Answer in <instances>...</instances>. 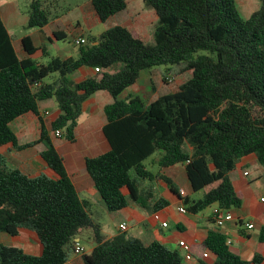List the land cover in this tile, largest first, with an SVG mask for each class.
I'll use <instances>...</instances> for the list:
<instances>
[{"label":"trees","instance_id":"16d2710c","mask_svg":"<svg viewBox=\"0 0 264 264\" xmlns=\"http://www.w3.org/2000/svg\"><path fill=\"white\" fill-rule=\"evenodd\" d=\"M45 1H30L27 28L48 23L51 10ZM258 1V8L243 18L236 0H143L157 17L152 43L114 25L76 44V57H51L46 63L29 56L37 50L29 36L21 39L28 56L19 58L0 17V146L11 143L20 149L42 142L41 157L57 175L29 176L6 166L0 155V232L15 236L26 228L41 244L38 255L0 244V264H66L74 239L84 231L94 244L82 253L84 264L183 263L178 250L157 241L145 246L137 238H106L101 211L79 196L67 173L49 131L59 130L72 141L83 103L101 90L113 99L104 107L103 133L110 147L87 157L85 168L108 211L125 207L128 200L147 211L165 205L158 199L150 206L152 194L141 188L158 176L179 195L169 179L143 164L153 154L159 168L183 165L192 191H202L197 199L182 196L187 211L197 213L212 204L228 211L241 206L230 172L250 154L264 171V0ZM90 2L102 22L127 6L126 0ZM161 65L170 66L162 71L165 82L170 74L190 71L191 76L148 104L137 95L119 98L143 72ZM79 68L95 74L75 82L71 74ZM48 76L52 79L45 82ZM48 99L59 110L49 129L38 110ZM29 111L39 118V138L18 146L10 122ZM259 239L264 241V229ZM203 245L216 255L215 264L255 262L232 253L219 230H209Z\"/></svg>","mask_w":264,"mask_h":264},{"label":"crops","instance_id":"0c3cea01","mask_svg":"<svg viewBox=\"0 0 264 264\" xmlns=\"http://www.w3.org/2000/svg\"><path fill=\"white\" fill-rule=\"evenodd\" d=\"M126 2L128 6V1L126 0ZM127 6L120 11L125 13L118 12L103 22L107 24L106 29L114 25H121L144 38L142 31L157 20L156 15L152 11L141 12V8L138 11L134 8L128 11ZM57 7H59L58 4H56ZM83 7L84 10L82 9L81 14L78 13L75 18L60 14L57 9L52 8L50 9V19L46 25L41 28H27V12L23 14L7 0H0V17L11 37L16 55L19 58L28 56L22 48L21 39L24 36H29L33 45L37 47V50L29 56L39 62L46 63L51 57L64 59L77 56L75 39L87 37L83 32L79 17L84 18V25L89 30L98 22H102L96 15L90 0ZM56 35L59 37L65 35V37L59 39ZM148 73L152 94L145 102L146 104L157 98L160 93L173 92L179 87L177 84L175 88L167 89L166 86L169 83L163 80L161 69L153 68ZM93 74L95 71L92 68H79L71 74V78L73 81L79 82ZM138 82L127 87L120 95V99H125L127 95L139 96L141 87ZM112 101L110 94L103 90L95 92L86 99L82 105V112L78 118L75 137L72 141L63 137L56 139L52 136V131H49L79 196L92 200L97 209L100 207L103 233L106 238H112L124 232L128 233L127 239L137 238L145 246L157 241L169 249L178 250L180 254L182 253V257L184 252L178 246V242L185 241L190 246L193 258L189 261L183 258L182 264H215L216 255L204 249L203 240L209 230H219L226 236L228 248L232 253L248 261L254 258L255 262L251 264H264V241L259 239L261 230L264 229V201H261V198L264 197V171L254 154L242 157L230 172V179L242 199V204L239 208L229 210L233 220L226 221L223 226L218 227L211 217L213 209L218 206L217 204L208 206L207 211H205L207 208H204L197 213L178 211V206L183 205L181 199L183 195L194 199L202 196V191H192L181 164L167 168L158 167L154 172L169 179L175 186L172 188H176L179 195L173 192L171 186L159 176L151 181L142 182V190L152 194L148 204L152 206L158 199H163L167 201L165 205L156 210L147 211L128 200L127 205L117 211L106 209L92 178L86 171L85 159L98 156L110 147L103 133V126L106 124L104 107ZM54 108H57V104L53 99L42 101L38 105L40 115L48 129L51 121L59 113L58 108L56 112H54ZM10 128L16 135L18 146L37 141L39 138L40 122L38 116L33 112L29 111L15 118L10 122ZM44 149L45 146L42 142L20 149L11 143H6L0 146V155L6 166L17 168L24 174L29 176L43 174L56 179L55 172L48 168L41 157V152ZM154 158L155 154H153V161ZM122 192L128 197L127 189H122ZM155 213H158L159 220L154 218ZM107 216H110L116 223V233L114 234L104 231ZM118 220L119 222H117ZM162 221L167 222V226H162ZM123 223L126 225L125 229H120ZM246 223H252L253 227L246 228ZM87 232V238L90 239V233ZM0 244L20 247L25 252L34 255L41 252V244L35 234L26 228H22L15 236L0 232ZM92 247L88 250L84 249V252H89ZM205 251L208 253L207 257L202 256ZM66 264H84L82 254L75 253L72 249L68 254Z\"/></svg>","mask_w":264,"mask_h":264},{"label":"rangeland","instance_id":"374dc122","mask_svg":"<svg viewBox=\"0 0 264 264\" xmlns=\"http://www.w3.org/2000/svg\"><path fill=\"white\" fill-rule=\"evenodd\" d=\"M10 4L15 5L20 12L23 14H26L28 12V7L29 3L31 0H7ZM128 1V6L127 9L130 11V9L134 8L137 11L141 8V12H150L152 11L154 14L155 12L151 8H147L143 2V0H127ZM88 2V0H46L44 2V5L48 6V8L52 9L55 8L57 9V12L63 15H68V17L75 18V16L80 13L81 10H84V5ZM141 3V5H139ZM2 4V3H1ZM56 4L59 5V7L56 8ZM259 6V1L258 0H236V7L239 11V14L243 18H247L254 10H256ZM120 13H125L120 12ZM156 15V14H155ZM80 23L82 24L83 27V32L85 33L86 36H96L97 34L103 32L106 29L107 24L103 22H98L93 28L89 30L84 25V18L79 17ZM150 19V18H149ZM119 20V19H118ZM149 21V20H148ZM156 24V20L153 21L152 25H149L148 28H144L142 33H144V40L148 43L153 42V37H152V31L153 28ZM170 67V66H167ZM166 66L161 65V66H156L154 68L156 69H161L162 71H165ZM191 76L190 71H185L181 74L178 75H168V77L172 78L171 82L166 81V83H169L168 86H166L167 89L170 88H175L177 84H182L185 82L189 77ZM51 76H48L44 79L45 82H49L51 80ZM139 86L141 87L140 93H138L139 97L144 101L147 102L149 96L152 94L151 90V82L149 80V73L148 72H143L141 74V78L138 82ZM120 98V97H119ZM54 112H56L57 108L53 109ZM52 116V115H51ZM52 136L56 139H60L61 137H58L54 134V131H52ZM27 140V139H26ZM153 155L149 156L143 161V164L147 167L152 172H155L158 168L157 164L153 162ZM205 211H207L209 208L206 207ZM100 209V207H99ZM119 222V220L117 221ZM105 227L104 231L107 233H116V223L112 221L110 216H107L105 219ZM87 231H84L80 236V245L85 249L88 250L93 246V241L87 238ZM121 238L127 239L128 238V233L122 232L120 235ZM182 254V253H181Z\"/></svg>","mask_w":264,"mask_h":264},{"label":"built area","instance_id":"2783aa9c","mask_svg":"<svg viewBox=\"0 0 264 264\" xmlns=\"http://www.w3.org/2000/svg\"><path fill=\"white\" fill-rule=\"evenodd\" d=\"M84 41L85 40H84L83 37H78V38L75 39V43L76 44L84 43ZM94 70L95 71H99V68L96 67ZM166 81L171 82L172 81V78L171 77H167L166 78ZM54 134L56 136H58V137H61V133H60L59 130L54 131ZM244 174H246V173H244ZM180 192H182V191L180 190ZM261 201H264V197L261 198ZM178 211L181 212V213L187 212L186 208L183 205L178 206ZM211 215H212L211 217H212L213 222L218 227L223 226L226 221L233 220L232 214L228 210H224L223 208H221L219 206H217V207H215L213 209ZM154 218L156 220H159L158 213H155ZM161 225L162 226H167V222L162 221L161 222ZM245 225H246V228H248V229H251L253 227V224L252 223H246ZM125 226H126L125 223H123L120 226V229H125ZM79 241H80L79 237H76L74 239V248H73V251L75 253L82 254L84 252V248L80 245V242ZM178 246L184 252V256H183L184 260L189 261V260H191L193 258V255H192V253L190 251V246H189L188 243H186L185 241H179L178 242ZM207 255H208L207 252H204L202 254L203 257H207Z\"/></svg>","mask_w":264,"mask_h":264}]
</instances>
